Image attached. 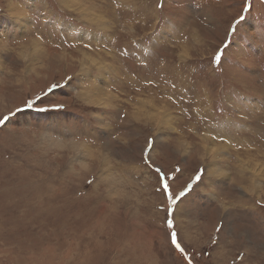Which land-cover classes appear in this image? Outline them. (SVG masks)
Returning <instances> with one entry per match:
<instances>
[{
    "label": "rangeland",
    "instance_id": "obj_1",
    "mask_svg": "<svg viewBox=\"0 0 264 264\" xmlns=\"http://www.w3.org/2000/svg\"><path fill=\"white\" fill-rule=\"evenodd\" d=\"M160 3L0 0V264H264V0Z\"/></svg>",
    "mask_w": 264,
    "mask_h": 264
},
{
    "label": "snow or ice",
    "instance_id": "obj_2",
    "mask_svg": "<svg viewBox=\"0 0 264 264\" xmlns=\"http://www.w3.org/2000/svg\"><path fill=\"white\" fill-rule=\"evenodd\" d=\"M159 7H163V0H161V3L158 5ZM251 7V4H250V0H246V6H245V11H248ZM245 19V17L243 15L240 16V20L237 21V23H239L240 21H243ZM220 54L218 53L215 57V60L217 62L220 61ZM9 118L8 117H4L2 119H0V124H3L5 123ZM157 171H159V169H157ZM203 172V170H201V173ZM200 175H197L196 177V180L199 181L200 180ZM165 188L167 189V184L165 183ZM191 190V185L189 186V188L187 189V191H190ZM185 195L184 192L181 193V196ZM169 226L171 227L172 224H171V221H169ZM217 231H219V229H217ZM172 242L176 245V247L181 251L183 252V248L180 247L179 243H177L176 241V234L173 232L172 233Z\"/></svg>",
    "mask_w": 264,
    "mask_h": 264
},
{
    "label": "bare ground",
    "instance_id": "obj_3",
    "mask_svg": "<svg viewBox=\"0 0 264 264\" xmlns=\"http://www.w3.org/2000/svg\"><path fill=\"white\" fill-rule=\"evenodd\" d=\"M69 1V0H68ZM10 10L12 11V12H14V11H16L17 13H21V11L19 10V9H17L16 7L14 8V6H11V8H10ZM15 14V13H14ZM102 82H104V81H102ZM106 82V81H105ZM103 85V84H102ZM99 87V86H98ZM98 87L97 88H95L94 90L96 91V93H93L94 91H92L91 93V95H90V97L88 96V100L90 99V101H93L94 102V100H95V102H98V96L102 93L99 89H100V87H99V89H98ZM98 91H100L101 93H99ZM82 95V94H81ZM104 96V95H103ZM103 96H100V97H103ZM87 97V96H86ZM93 99V100H92ZM112 99V98H111ZM87 100V101H88ZM90 103V102H89ZM88 105V104H87ZM154 117V116H153ZM162 123H163V121H162ZM161 124V123H160ZM208 142H206V144H207ZM228 143V142H227ZM206 152V151H205ZM256 172V171H255ZM255 172H254V174H255ZM257 173V172H256ZM256 175H258V174H256Z\"/></svg>",
    "mask_w": 264,
    "mask_h": 264
}]
</instances>
